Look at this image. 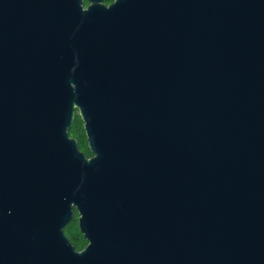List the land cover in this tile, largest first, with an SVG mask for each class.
<instances>
[{
  "label": "water",
  "instance_id": "95a60500",
  "mask_svg": "<svg viewBox=\"0 0 264 264\" xmlns=\"http://www.w3.org/2000/svg\"><path fill=\"white\" fill-rule=\"evenodd\" d=\"M86 1L0 0V264H264V0Z\"/></svg>",
  "mask_w": 264,
  "mask_h": 264
},
{
  "label": "trees",
  "instance_id": "16d2710c",
  "mask_svg": "<svg viewBox=\"0 0 264 264\" xmlns=\"http://www.w3.org/2000/svg\"><path fill=\"white\" fill-rule=\"evenodd\" d=\"M83 127V120L77 114L72 126L69 129V133L71 137H74L78 141L81 151H83L88 157H91L93 154L88 148L86 132ZM65 234L69 237L70 241L77 250L83 249L87 244V241L80 232L77 223H72L67 228H65Z\"/></svg>",
  "mask_w": 264,
  "mask_h": 264
},
{
  "label": "flooded vegetation",
  "instance_id": "af4514ba",
  "mask_svg": "<svg viewBox=\"0 0 264 264\" xmlns=\"http://www.w3.org/2000/svg\"><path fill=\"white\" fill-rule=\"evenodd\" d=\"M114 2H115V0H103V1H102V3H103L104 5H106V6H109V5L113 4ZM84 4H85V7H86V6L89 5V2L85 0ZM78 216H79V215H78L77 211L75 210V218H74V220H73L70 224H72V223H77V226H78ZM75 219H76V221H75ZM70 224H69V225H70ZM69 225H68V226H69ZM68 226H67V227H68ZM67 227H66V228H67Z\"/></svg>",
  "mask_w": 264,
  "mask_h": 264
}]
</instances>
